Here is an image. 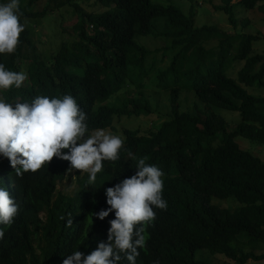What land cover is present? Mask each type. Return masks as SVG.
<instances>
[{"label": "trees", "instance_id": "1", "mask_svg": "<svg viewBox=\"0 0 264 264\" xmlns=\"http://www.w3.org/2000/svg\"><path fill=\"white\" fill-rule=\"evenodd\" d=\"M40 1L19 0L24 30L15 51L0 55V64L27 78L20 88L1 90V99L30 102L36 95L68 94L87 114L90 129L111 134L120 119L152 116L154 98L166 92L171 112L149 137L124 129L118 158L102 161L92 184L87 173L74 170L77 188L71 196L58 189L72 174L67 161L54 156L35 173L17 177L0 157V183L19 205L0 238V264H62L74 249L86 255L105 242L113 213L104 220L92 214L108 207L105 188L134 174L140 158L163 172L167 207L154 209L136 264H209L196 259L199 250L234 264L264 260L256 254L264 249V163L236 142L242 137L264 145V97L245 89L264 86V53L254 54L259 38L197 26L193 8L185 12L152 0H96L106 9L101 13L87 12L78 0H46L43 11L34 12ZM239 4L264 14V0H224L214 8L237 29ZM67 6L78 13L76 40L56 53H40L27 21ZM240 62L244 66L233 72ZM189 91L200 103L181 111V95ZM214 109L238 113L241 120L229 130ZM215 199H234L240 206L222 208Z\"/></svg>", "mask_w": 264, "mask_h": 264}, {"label": "clouds", "instance_id": "2", "mask_svg": "<svg viewBox=\"0 0 264 264\" xmlns=\"http://www.w3.org/2000/svg\"><path fill=\"white\" fill-rule=\"evenodd\" d=\"M19 0L0 2V55L11 54L24 30L19 22ZM26 73L8 70L0 64V90L20 88ZM87 114L68 94L36 95L30 102L8 103L0 99V157L7 158L17 177L35 173L56 158L67 161L66 172L87 173L92 184L102 161H115L123 140L103 128L90 129ZM66 149V152L61 150ZM163 172L140 158L134 174L105 188L106 209L93 213L104 220L109 213L107 239L84 254L74 249L62 264H136L138 249L145 247V226L155 218L154 209L164 210ZM18 203L0 183V238L13 223ZM153 264H159L154 261Z\"/></svg>", "mask_w": 264, "mask_h": 264}, {"label": "rangeland", "instance_id": "3", "mask_svg": "<svg viewBox=\"0 0 264 264\" xmlns=\"http://www.w3.org/2000/svg\"><path fill=\"white\" fill-rule=\"evenodd\" d=\"M240 1L241 0H232V4ZM152 2L163 6L175 5L184 9L185 12L193 8L196 13L195 21L197 26L208 24L217 26L221 30L229 33L257 36L259 40L254 44V54L264 53V14L262 15V13L259 12L260 10H248L242 4L237 5L235 8V15L239 21V25L238 28L235 29L229 23L228 15L224 12H217L214 8L215 5H224V0H152ZM46 4V0L38 2L34 12H42ZM95 4L96 0H78V6L85 9L87 12L92 9L100 13L106 10L105 8H98ZM77 20L78 13L76 10L73 7L67 6L61 10H57L44 19L28 20L27 24L31 30L32 40L35 42L38 51L44 55H50L51 53H56L58 50L60 51L63 45H68L76 40L74 26ZM244 64L245 62L235 64L233 72H238ZM233 77L237 76L235 75ZM245 89L249 95L264 97V86L245 87ZM1 97L2 94L0 90V99ZM168 98V92L154 98L153 102L157 104V108L153 104L156 111L152 116H142L132 119L123 118L118 120L116 123L117 131L113 134L119 135L123 139V130L130 128L138 129L141 135L149 137V132L153 127H157L163 120L168 119L167 117L171 112ZM195 103H200L195 92L189 91L182 93L180 102L181 111L193 110ZM158 111H160V113H158ZM214 112L226 120L229 130H234L241 120L240 115L235 112L220 109H214ZM159 117L162 118L160 119ZM236 142L243 151L252 154L264 163V145L242 137H237ZM74 175L75 173H72L64 178L63 182L58 187L59 192L68 196L74 195L77 188V180ZM213 203L222 208L229 209H235L240 206L234 199H215ZM256 254L264 255V249L257 250ZM196 259L203 260L209 264H234L233 261L227 259L225 256L212 255L207 250L197 251ZM257 264H264V260L257 262Z\"/></svg>", "mask_w": 264, "mask_h": 264}]
</instances>
